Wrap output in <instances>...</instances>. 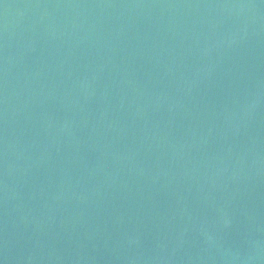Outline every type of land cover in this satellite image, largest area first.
<instances>
[{"label": "water", "instance_id": "obj_1", "mask_svg": "<svg viewBox=\"0 0 264 264\" xmlns=\"http://www.w3.org/2000/svg\"><path fill=\"white\" fill-rule=\"evenodd\" d=\"M0 264H264V0H0Z\"/></svg>", "mask_w": 264, "mask_h": 264}]
</instances>
